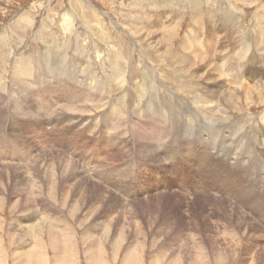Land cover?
Wrapping results in <instances>:
<instances>
[{
    "label": "rangeland",
    "instance_id": "1",
    "mask_svg": "<svg viewBox=\"0 0 264 264\" xmlns=\"http://www.w3.org/2000/svg\"><path fill=\"white\" fill-rule=\"evenodd\" d=\"M263 19L264 0H0V172L12 176L0 184V264H264V81L245 95L247 73L264 69ZM115 60L126 68L120 80L109 78ZM21 63L31 78L18 72ZM206 70L221 86L234 76L238 93L216 99ZM147 86L172 111L179 98L205 106L199 117L214 132L189 136L142 115ZM62 87L70 89L64 96ZM81 88L96 101L59 103L56 95ZM53 160L70 166L68 177L77 175L73 184L100 209L63 200ZM36 243L38 253L24 260Z\"/></svg>",
    "mask_w": 264,
    "mask_h": 264
},
{
    "label": "bare ground",
    "instance_id": "2",
    "mask_svg": "<svg viewBox=\"0 0 264 264\" xmlns=\"http://www.w3.org/2000/svg\"><path fill=\"white\" fill-rule=\"evenodd\" d=\"M146 17V16H145ZM97 18V17H96ZM263 18V17H262ZM264 20V19H263ZM68 22V21H67ZM97 25V24H96ZM101 25V24H100ZM87 26V25H86ZM99 26V25H98ZM262 26H264V25H262ZM96 27V26H95ZM103 27V26H102ZM87 28H90V27H88L87 26ZM100 28V27H99ZM101 30V29H100ZM100 32V31H99ZM101 32H103V31H101ZM134 33H136V32H134ZM101 34V33H100ZM161 34V33H160ZM163 34V33H162ZM161 34V35H162ZM170 34H172V33H170ZM104 35V34H103ZM140 35V34H139ZM137 36V35H136ZM135 36V37H136ZM159 36V35H158ZM170 36V35H169ZM140 37H142V36H140ZM144 37V36H143ZM160 37V36H159ZM136 38H138V37H136ZM168 38V37H167ZM170 38V37H169ZM140 39V38H139ZM146 39V38H145ZM101 40V39H100ZM153 40V39H152ZM159 40V39H158ZM162 40V39H161ZM104 42H105V40H103ZM102 41V42H103ZM139 41V40H138ZM163 41V40H162ZM165 41V40H164ZM221 41V40H220ZM102 42H100V43H102ZM154 43V42H153ZM164 44V43H163ZM213 44V43H212ZM215 44V43H214ZM235 44V43H234ZM102 45V44H101ZM105 45H106V43H105ZM157 45V44H156ZM165 46V45H164ZM104 47V46H103ZM106 48H109V46L108 47H106ZM105 48V49H106ZM111 48V47H110ZM159 48V47H158ZM103 49V48H102ZM262 49H264V48H262ZM107 50V49H106ZM110 50H112V49H110ZM169 50V49H168ZM185 50V49H184ZM167 51V50H166ZM57 52H59V51H57ZM103 52V51H102ZM168 52V51H167ZM255 52V51H254ZM227 54V53H226ZM108 55V54H107ZM119 55V54H118ZM167 55V54H166ZM168 55H169V53H168ZM110 57H111V55H109ZM115 56V55H114ZM171 56V55H170ZM65 57V56H64ZM162 57V56H161ZM213 57V59L215 58L214 56H212ZM48 58V57H47ZM117 58V57H116ZM115 58V59H116ZM208 58V57H207ZM50 59V58H49ZM64 59V58H63ZM120 59H121V57H120ZM170 59V58H169ZM176 58H174V60H175ZM209 59V58H208ZM213 59H212V61H213ZM221 59V58H220ZM232 59V58H231ZM110 60V59H109ZM112 60V59H111ZM173 60V61H174ZM210 60H211V58H210ZM225 60V62H223V63H221V64H227V61H226V59H224ZM23 61V60H22ZM21 61V62H22ZM50 61V60H49ZM114 61V60H113ZM113 61H111L110 62V73H109V78L110 79H112V80H120L121 78H120V76L122 75L123 77H125V74H126V68H125V65H124V63L122 62V61H119V60H115V62H113ZM147 61V60H146ZM205 61V60H204ZM56 62V61H55ZM64 62V61H63ZM178 62V61H177ZM206 62V61H205ZM209 62V60L207 61V63ZM28 63V62H27ZM179 63V62H178ZM183 63H184V61H183ZM204 63V62H203ZM202 63V64H203ZM30 64V63H29ZM42 64V63H41ZM55 64V63H54ZM188 64V63H187ZM205 64V63H204ZM19 66V70H18V72L22 75V76H26V77H28L27 79H29V77L31 78L32 76V72H31V74H30V71H31V67L29 68L28 66H27V64H25V63H21V64H18ZM177 65V64H176ZM42 66V65H41ZM44 66V65H43ZM47 66H49V64L47 65ZM64 66V65H63ZM223 66H226V65H223ZM60 67V66H59ZM91 67H92V65H91ZM90 67V68H91ZM185 67V66H184ZM206 67H209V66H206ZM228 67H229V70H231V65H229L228 64ZM236 67H237V65H236ZM227 68V67H226ZM240 68H241V66H240ZM244 68V67H243ZM258 68V67H257ZM42 69V68H41ZM44 69V68H43ZM65 69V68H64ZM67 69V68H66ZM89 69V68H88ZM246 69V68H245ZM34 70V69H33ZM37 70V69H36ZM82 70V69H81ZM219 71H220V69H218ZM228 70V69H227ZM242 70V69H241ZM47 71V70H46ZM62 71V70H61ZM67 71V70H66ZM72 71V70H71ZM186 71V70H185ZM217 71V70H216ZM218 71V72H219ZM243 71V70H242ZM241 71V72H242ZM17 72V71H16ZM80 72V71H79ZM89 72V71H88ZM96 72V71H95ZM65 73H67V72H65ZM64 73V74H65ZM246 73H247V71H246ZM16 74V73H15ZM91 74V73H90ZM187 74V73H186ZM248 74V77H247V80H245V81H248L247 82V84L248 85H245V83H244V85H245V87L247 88H245L246 89V91L247 92H245V95L246 96H248V94H251V93H253L254 95L256 94V92L257 91H259L258 90V86L259 85H257L256 83L258 82V81H264V69H262V67L261 68H259V69H256L255 71H253V72H250V73H247ZM34 75V74H33ZM82 75V74H81ZM106 75V74H105ZM141 75H143V74H141ZM151 75V74H150ZM225 75V74H224ZM46 76V75H45ZM75 76V75H74ZM217 76V77H216ZM43 77V76H42ZM151 77V76H150ZM203 77L205 78L204 80H207V82L211 85V89L213 90V94H214V97H216V99H222V98H225V100L227 99V100H229L230 99V97H231V95L232 94H236V93H238V91L239 90H235V88H233V85H238V82L236 81V79H235V77L233 76V78H232V80H231V82H233V84H232V86H230V85H222L221 86V84H220V82L218 81L219 80V75H216L215 73H213L212 71H208V70H206V72L205 73H203L202 74V79H203ZM263 77V78H262ZM78 78V77H77ZM27 79H25V80H27ZM85 79L87 80V79H92V80H94V81H92V83L94 84V83H96V84H98L99 83V85H101L103 82H101V84H100V82H99V80H95V78H91V77H89V76H86L85 77ZM98 79V78H97ZM109 79V80H110ZM143 79H144V81H147L148 82V80H149V82L150 81H152V80H150V78H148V74H147V76H144L143 75ZM153 79V78H152ZM199 79H200V77H199ZM218 79V80H217ZM69 80H71L70 82H72L73 80H75L74 79V77H73V75H72V77L70 76L69 77ZM77 80V79H76ZM108 80V79H107ZM125 80V79H124ZM138 80H140L139 82L141 83V80L142 79H138ZM197 80H198V78H197ZM81 81V80H80ZM85 80H83V82H84ZM218 81V82H217ZM90 82V81H89ZM113 82V81H112ZM115 82V81H114ZM122 82V81H121ZM206 82V81H205ZM32 83V82H31ZM40 83V82H39ZM77 84L75 85L74 84V86H72V87H74L75 89H79L80 88V86H83L82 85V83H78V82H76ZM85 83H86V81H85ZM92 83H89V84H92ZM105 83H106V80H105ZM110 83V82H109ZM116 83H120L119 81H116ZM151 83V82H150ZM217 83V84H216ZM25 84V83H24ZM87 84V86H88V83H86ZM108 84V83H107ZM128 84V83H127ZM149 84V83H148ZM29 85V84H28ZM36 85V84H35ZM72 85V84H71ZM98 85V86H99ZM122 85H124V84H122ZM27 86V85H26ZM30 86V85H29ZM34 86V85H33ZM62 86V85H61ZM96 86V85H95ZM94 86V87H95ZM239 86H241V85H239ZM99 87H101V86H99ZM106 87V86H105ZM123 87V86H122ZM125 87V86H124ZM144 87H146V86H144ZM151 87V86H150ZM150 87H148L147 86V91H145L146 92V97H147V99L149 100V101H146V103L143 105V107H141V109L143 110L142 111V115L143 114H148V116L149 117H158V119L160 118V120L159 121H161L162 120V122H167V123H170V124H175V126H177V127H182V130L184 131V134H187V135H189V136H196V135H199L200 137H201V135H210V133H211V131H212V129L214 128L215 129V126L214 125H209V124H207V123H204L203 121L206 119H204L203 121L201 120V117H199L200 116V114H203L202 112L204 111V110H206V107L205 106H200V108L199 109H201L202 110V112L201 111H197V110H194V109H192V108H190L188 105H185L184 106V104L182 105V103H184V102H186L185 100H183V99H181V98H179V100H178V102H177V104H175V103H173V106L172 107H170L171 109H174L175 108V110L174 111H172V110H170L169 108H167V106H165L164 105V103L163 102H161V103H159L158 102V100L157 99H154V97L155 96H158L157 94H159V93H157V94H155L154 92H152L151 91V89H150ZM236 87H238V86H236ZM48 88V87H47ZM65 87H62L61 88V91H62V95L64 96L70 89H69V87L68 88H65ZM14 89V88H13ZM50 89V88H49ZM82 90L80 91L79 90V93L78 94H76V95H72L70 98L69 97H67V98H64V99H61L62 98V95H60V93H59V95H56V97L59 99V103H66V102H69L68 104H72L73 102H75V103H79V105L78 106H83L82 105V103H88V102H92V100H95V98H93V96L92 95H90L89 94V89H87V91H84V88H81ZM99 89H101V88H99ZM102 89H104L103 87H102ZM141 89V88H140ZM144 89V88H143ZM92 90V89H91ZM158 90V89H157ZM208 90V89H207ZM244 90V89H243ZM25 91V90H24ZM49 91V90H48ZM74 91V90H73ZM104 91V90H103ZM154 91V90H153ZM27 92V91H26ZM81 92H84V94L83 95H86V96H79V94L81 93ZM102 93V92H101ZM1 94V93H0ZM212 95V94H211ZM1 96V95H0ZM121 96V95H120ZM29 97V96H28ZM34 97V96H33ZM39 97H41V96H39ZM49 97V96H48ZM124 97V96H123ZM73 98H74V100H73ZM127 98V97H126ZM145 98V97H144ZM178 98V97H177ZM176 98V99H177ZM80 99V100H79ZM202 99V98H201ZM153 100H156V103H154V102H152ZM210 101H211V99H209ZM215 100V99H214ZM40 101H42V100H40ZM96 101V100H95ZM94 101V102H95ZM101 101V100H100ZM171 101V100H170ZM5 102V101H4ZM26 102V101H25ZM37 102V101H36ZM202 102V101H201ZM205 102V101H204ZM226 102V101H225ZM21 103V102H20ZM81 103V104H80ZM97 103V102H96ZM196 103V102H195ZM74 104V103H73ZM84 104V105H85ZM193 104V103H192ZM17 105V103L16 104H14V106H16ZM64 105V104H63ZM194 105V104H193ZM215 104H214V102H213V106H214ZM18 106V105H17ZM208 106V105H207ZM211 106V105H210ZM209 106V107H210ZM1 107V106H0ZM81 107H77V108H81ZM41 108H43V107H41ZM50 108H52L53 109V106L51 105L50 106ZM63 108V107H62ZM75 108H76V106H75ZM208 108V107H207ZM214 108V107H213ZM5 109V108H4ZM23 109V108H22ZM25 109V108H24ZM29 109V108H28ZM209 109V108H208ZM26 110V109H25ZM65 110H67V109H65ZM78 110V109H77ZM82 110H84V109H82ZM212 110V109H211ZM6 111V110H5ZM8 111V110H7ZM210 111V110H209ZM11 112V111H10ZM14 112V111H13ZM69 112V110L68 111H66L64 114L62 113V112H59L58 113V116H64L65 114H71V113H68ZM72 112H73V110H72ZM213 112V111H212ZM220 112V111H219ZM7 113V112H6ZM15 113H17V112H15ZM26 113V112H25ZM9 114V113H8ZM28 114H30L29 112H28ZM76 114V113H75ZM112 114V113H111ZM19 115V114H18ZM115 115V113H113V115H111V117H115L114 116ZM203 115H205V113L203 114ZM213 115V114H212ZM23 116V115H22ZM29 116V115H28ZM69 116V115H68ZM228 116V115H227ZM245 116V115H244ZM262 116V115H261ZM204 117V116H203ZM215 117V116H214ZM243 117V116H242ZM264 116H262L261 117V119L263 118ZM25 118V117H24ZM208 118V117H207ZM210 118V117H209ZM208 118V119H209ZM60 119V118H59ZM108 119V118H107ZM236 120H238V119H236ZM241 120H242V118H241ZM108 121V120H107ZM158 121V122H159ZM225 121V120H224ZM228 121V120H227ZM227 121H225V122H227ZM239 121V120H238ZM249 121V120H248ZM264 121V120H263ZM49 122H51V121H49ZM207 122V121H206ZM214 122V121H213ZM230 122V121H229ZM235 122V121H234ZM241 122V121H240ZM259 122V121H258ZM140 123V122H139ZM160 123V122H159ZM217 123V122H216ZM243 123H245V122H243ZM250 123V122H249ZM255 123H256V121H255ZM1 124V123H0ZM104 124V123H103ZM107 126H109V124H108V122H106L105 123ZM240 124V123H239ZM241 124H242V122H241ZM246 124V123H245ZM254 124V123H253ZM219 125H221V124H219ZM238 125V124H237ZM261 125V124H260ZM19 126V125H18ZM119 126V125H118ZM160 126V125H159ZM217 126V125H216ZM243 126V125H242ZM241 126V127H242ZM114 127H115V125H114ZM237 127V126H236ZM240 127V128H241ZM151 128V127H150ZM149 128V129H150ZM254 128V127H253ZM263 128V127H262ZM25 129V128H24ZM143 129V128H142ZM161 129V128H160ZM180 129V128H179ZM178 129V130H179ZM217 129V128H216ZM242 129V128H241ZM240 129V130H241ZM177 130V131H178ZM181 130V129H180ZM227 130V129H226ZM246 131H247V129H245ZM250 130V129H249ZM249 130L247 131V132H245V133H251L253 130H251L250 132H249ZM256 130V129H255ZM18 131V130H17ZM138 131V130H137ZM156 131H157V129H156ZM155 131V132H156ZM228 131V130H227ZM230 131V130H229ZM233 131H236L237 132V130L235 129V130H233ZM244 131V130H243ZM242 131V132H243ZM119 132V131H118ZM134 132H136V131H134ZM143 132V131H142ZM151 132V131H150ZM212 132H214V130L212 131ZM240 131H238V133H239ZM242 132H240V133H242ZM258 132V131H257ZM262 132H263V130H262ZM117 133V132H116ZM140 133V132H139ZM144 133H146L145 131H144ZM159 133V132H158ZM233 133V132H232ZM260 133V132H259ZM21 134V133H20ZM220 134V133H219ZM222 134V133H221ZM227 134V133H226ZM136 135V134H135ZM138 135V134H137ZM136 135V136H137ZM143 135V134H142ZM228 136H229V134H227ZM226 135V136H227ZM237 135V134H236ZM235 135V136H236ZM242 135V134H241ZM249 135V134H248ZM256 136H257V134H255ZM255 135H253V136H255ZM153 136V135H152ZM214 136V135H213ZM216 136H217V134H216ZM234 135H232V137H233ZM238 136H239V134H238ZM260 136V135H259ZM258 136V137H259ZM261 136H262V133H261ZM139 138H140V136H138ZM155 137V136H154ZM204 137V136H203ZM230 137H231V135H230ZM241 137V136H240ZM243 137V136H242ZM246 137V136H245ZM245 137H243V138H245ZM251 137H252V135H251ZM6 138V137H5ZM138 138V139H139ZM148 138V137H147ZM146 138V139H147ZM205 138V137H204ZM217 138V137H216ZM224 138H226V137H224L223 136V140H224ZM235 138V137H234ZM257 138V137H256ZM9 139V138H8ZM141 139H142V137H141ZM149 139V138H148ZM201 139V138H200ZM242 139V138H241ZM240 139V140H241ZM246 139V138H245ZM145 140V139H144ZM221 141H222V139H220ZM237 140H238V137H237ZM243 140V139H242ZM246 140H248V142H250L249 140H253V138L251 139L250 138V135H249V139H246ZM21 141V140H20ZM137 140H135V142H136ZM147 141H149V140H147ZM146 141V142H147ZM139 142V141H138ZM141 142H142V140H141ZM151 142V141H150ZM154 142V141H153ZM205 142V141H204ZM235 142V141H234ZM252 142V141H251ZM236 143V142H235ZM240 143V142H239ZM238 143V144H239ZM245 143V142H244ZM243 143V144H244ZM255 143V142H254ZM253 143V144H254ZM258 143V142H257ZM3 144V143H2ZM153 144V143H152ZM247 144H249V143H246V145ZM252 144V143H251ZM253 144L251 145V146H253ZM16 145V144H15ZM142 145V144H141ZM150 145V144H149ZM148 145V146H149ZM245 145V144H244ZM261 147L260 148H262L263 149V153H264V140L263 139H261L260 140V144H259ZM1 146H3V145H1ZM144 146H145V144H144ZM243 146V145H242ZM146 147H147V145H146ZM152 147H154V146H152ZM229 147H233V146H229ZM228 147V148H229ZM238 147H241L240 145H238ZM243 147H246V146H243ZM248 147V146H247ZM143 148V147H142ZM149 148H151V147H149ZM156 148V147H155ZM154 148V149H155ZM227 148V149H228ZM234 148V147H233ZM237 148V147H236ZM16 149V148H15ZM23 149V148H22ZM51 149V148H50ZM140 149V148H139ZM147 149V148H146ZM242 149V148H241ZM241 149H239L240 151H245V150H241ZM245 149V148H244ZM252 149H254L253 147H252ZM256 149H258L257 147H256ZM124 150V149H123ZM123 150H121V151H123ZM137 150V149H136ZM144 150V149H143ZM158 150V149H157ZM229 150V149H228ZM261 150V149H260ZM140 151V150H139ZM147 151V150H146ZM145 151V152H146ZM257 151V150H256ZM12 152V151H11ZM156 152V151H155ZM247 152V151H246ZM124 153V152H123ZM136 153V152H135ZM167 153V152H166ZM237 153H239V152H237ZM140 154H141V152H140ZM244 155H246L245 153H243ZM249 154V153H248ZM257 154L260 156V155H262L261 153H259V151L257 152ZM2 155H3V153H2ZM27 155V154H26ZM37 155V154H36ZM123 155V154H122ZM128 155V154H127ZM131 155V154H130ZM167 155V154H166ZM227 155H229V154H227ZM241 155V154H240ZM258 155H257V157H255L254 158V160H255V162H256V160L257 161H260L259 160V158H258ZM35 156V155H34ZM237 156V155H236ZM61 157V156H60ZM139 157V156H138ZM250 157V156H249ZM20 158V157H19ZM36 158V157H35ZM41 158V157H40ZM140 158H142V157H140ZM150 158H151V156H150ZM237 158V157H236ZM251 158V157H250ZM2 159V158H1ZM5 159V158H4ZM9 159V158H8ZM37 159V158H36ZM35 159V160H36ZM53 159V158H52ZM51 159V160H52ZM56 159V158H55ZM261 159V162H262V157L260 158ZM21 160V159H20ZM28 160V159H27ZM47 160V159H46ZM146 160V159H145ZM226 160H228V159H226ZM232 160H234V158L232 159ZM250 160V159H249ZM8 161V160H7ZM144 161V160H143ZM154 161H155V159H154ZM229 161H230V159H229ZM235 161V160H234ZM248 161V160H247ZM246 161V162H247ZM17 162H19V161H17ZM34 162V161H33ZM35 162H37V161H35ZM34 162V163H35ZM49 162H51V161H49ZM236 162V161H235ZM240 162H242L243 164L244 163H246L245 161L243 162V160H240ZM254 162V161H253ZM261 162H256V165H258V166H260L261 165ZM264 162V161H263ZM1 163V162H0ZM33 163V164H34ZM42 163H43V161H42ZM238 163V162H237ZM14 164V163H13ZM37 164V163H36ZM45 164L46 163H43L42 165H44V167H45ZM247 164V163H246ZM239 165V164H238ZM242 165V164H241ZM248 165V164H247ZM247 165H246V167H247ZM251 165V164H250ZM23 166V165H22ZM53 166V167H52ZM234 166H235V164H234ZM249 166V165H248ZM5 167H6V165H5ZM4 167V168H5ZM41 167H43V166H41ZM49 167H51L50 169L52 170V168L55 170V177H56V179H57V177H59L60 179L58 180V182H60V184H62L63 185V188H61L60 189V191H59V193L61 194V196H63V200H65L66 199V197H68L69 195L70 196H73V197H71V198H73V201H75V202H77V203H79V202H81V203H84L85 202V200L87 201V202H90L89 204H90V208H92V207H96V208H99L100 209V207H98V206H96V204H95V202H94V200H90V199H88L87 197L86 198H84L85 196H83V194H82V191H83V189H84V187H82L83 185L82 184H80V183H78V181L75 183V184H73L75 181V179H76V176L75 177H73V176H71L72 178H70V177H68V175L70 176V174H69V172L71 173V169L68 167V165L67 164H65V165H61L60 166V164L59 163H57L55 160H53L52 162H51V164H50V166ZM55 167V168H54ZM74 167V166H73ZM239 167V166H238ZM259 168V167H258ZM8 169H9V166H8ZM238 169H240V168H238ZM250 169V168H249ZM252 169V168H251ZM79 169L77 168V171H78ZM240 170H242V169H240ZM243 171H244V169H243ZM74 172H76V171H74ZM257 172H259V171H257ZM72 175V174H71ZM4 177V174H2L1 172H0V184H2V182L4 181V183H8L9 182V180H10V178L12 177V176H10V177H5V178H3ZM81 178V177H80ZM49 181H48V179L46 180V183H48ZM85 182V181H84ZM259 182V181H258ZM257 182V183H258ZM254 183V182H253ZM86 184V183H85ZM88 184V183H87ZM263 184V183H262ZM261 184V185H262ZM26 185V184H25ZM258 185H259V183H258ZM257 185V186H258ZM7 186V185H6ZM91 186H92V184H91ZM260 186V185H259ZM260 187H262V186H260ZM92 188V187H91ZM257 189V188H256ZM29 190V189H28ZM91 190V189H90ZM99 191V190H98ZM87 192H89V193H93V191H87ZM103 195V194H102ZM257 195V194H256ZM256 195H254V196H256ZM96 196H98L97 194H96ZM106 196V195H105ZM252 196H253V194H252ZM103 197V196H102ZM19 198V197H18ZM104 198V197H103ZM96 199V198H95ZM90 200V201H89ZM97 200V199H96ZM101 201V200H100ZM252 201H253V199H252ZM259 201V200H258ZM117 203V202H116ZM97 204H99V203H97ZM253 204V203H252ZM100 205V204H99ZM103 205V204H102ZM101 205V206H102ZM115 206V205H114ZM258 206V205H257ZM225 207V206H224ZM247 207V206H246ZM249 208V207H248ZM223 209V208H222ZM227 209V208H226ZM96 210V209H95ZM224 210V209H223ZM219 211V210H218ZM248 211H250L249 209H248ZM247 214L249 213V212H246ZM249 214H251V213H249ZM225 215L227 216V218L232 222H230V224H233L238 230L239 229H242V228H245L246 227V222L245 221H243V220H241V219H239V218H237V217H235L233 214H231V213H228V212H226L225 213ZM224 215V216H225ZM236 215V214H235ZM238 215V214H237ZM252 215V214H251ZM222 216V215H221ZM240 216V215H239ZM216 217V216H215ZM245 218V217H244ZM248 218V217H247ZM252 220V219H251ZM216 221V220H215ZM243 221V222H242ZM216 222H218V221H216ZM244 222H245V224H244ZM32 224H33V222H32ZM218 224H220V222L218 223ZM252 224V223H251ZM29 225V224H28ZM28 225H26L27 227H28ZM221 225V224H220ZM223 225H225V224H223ZM217 226V225H216ZM32 227V226H31ZM222 227V226H221ZM225 227H226V225H225ZM229 227V226H228ZM233 227V226H232ZM216 228V227H215ZM234 228V227H233ZM259 228V227H258ZM29 229V228H28ZM39 229H41V228H39ZM97 229V228H96ZM223 229V228H222ZM253 230V229H252ZM261 230V229H260ZM259 230V231H260ZM30 232H31V230H29ZM217 231V230H216ZM235 231V230H234ZM224 232V231H223ZM249 232V231H248ZM28 233V232H27ZM27 233H25L26 235H27ZM123 233V232H122ZM139 233V232H138ZM142 233V232H141ZM29 234V233H28ZM49 234H51V233H49ZM143 234V233H142ZM239 234H240V232H239ZM261 234H263V232L261 233ZM223 235V234H222ZM249 235V234H248ZM258 235V234H257ZM264 236V235H263ZM262 236V237H263ZM47 237H48V235H47ZM52 237V236H51ZM122 237V236H121ZM225 237V236H224ZM223 237V238H224ZM228 237V236H227ZM261 237V238H262ZM49 238V240H51V241H49L48 239V241L50 242V243H52V245L53 244H56V245H54L55 247L56 246H58V242H57V240H59V239H56V237H55V240H53V239H51L50 238V236L48 237ZM58 238V237H57ZM231 238V237H230ZM243 238V237H242ZM254 238V237H253ZM252 238V239H253ZM120 239V238H119ZM181 239V238H180ZM224 239H226V238H224ZM227 239H229V238H227ZM251 239V240H252ZM264 239V238H263ZM95 240V239H94ZM239 240H240V238H239ZM254 240V239H253ZM253 240H252V242H253ZM55 241V242H54ZM98 242V241H97ZM219 242V241H218ZM263 242V241H262ZM116 243V242H115ZM249 243V242H248ZM256 243V242H255ZM39 244V243H38ZM94 244V243H93ZM223 244H224V242H223ZM263 244V243H262ZM37 245V243L35 244V246L31 249V250H29V251H27L26 253H23L24 254V260H26V257L27 258H29L30 257V252L32 253V251H36L37 249H36V246ZM97 244L95 243V246H96ZM258 245H260V244H258ZM51 246V245H50ZM59 246H61V243L59 244ZM252 246V245H251ZM254 246V245H253ZM257 246V245H256ZM262 246V245H261ZM53 247V246H52ZM62 247V246H61ZM258 248L260 247V246H257ZM264 247V246H263ZM254 248H256L255 246H254ZM261 248V247H260ZM27 249V248H26ZM29 249V248H28ZM53 249V248H52ZM58 249V248H57ZM56 249V250H57ZM41 250V249H40ZM250 250V249H249ZM38 251L39 250H37V253H38ZM177 251V250H176ZM253 251H254V249H253ZM96 252V251H95ZM37 253H34V254H37ZM246 253H247V251H246ZM56 254V253H55ZM131 254V253H130ZM178 254H179V250H178ZM231 254V253H230ZM38 255V254H37ZM162 255V254H161ZM32 257V256H31ZM38 257V256H37ZM40 257H42V255L40 254ZM235 257V256H234ZM33 258H35V257H33ZM56 259V258H55ZM92 259V258H91ZM97 260H98V258H96ZM177 259V258H176ZM246 259V258H245ZM28 260V259H27ZM37 260V259H36ZM62 259H59V260H57L56 261V264H58V263H60V261H61ZM93 260V259H92ZM29 261V260H28ZM91 261V260H90ZM94 261H95V259H94ZM92 262L91 261V263H95V262ZM243 261V260H242ZM176 262V261H175ZM30 263V262H29ZM34 263H36V262H34ZM33 263V264H34ZM170 263V262H169ZM249 263H250V261H249ZM173 264V263H172ZM254 264H255V262H254Z\"/></svg>",
    "mask_w": 264,
    "mask_h": 264
}]
</instances>
